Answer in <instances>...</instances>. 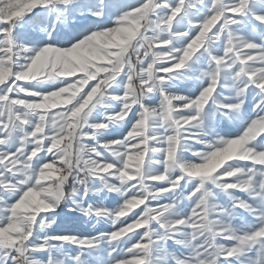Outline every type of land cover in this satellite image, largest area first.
Masks as SVG:
<instances>
[{
    "label": "snow or ice",
    "instance_id": "snow-or-ice-1",
    "mask_svg": "<svg viewBox=\"0 0 264 264\" xmlns=\"http://www.w3.org/2000/svg\"><path fill=\"white\" fill-rule=\"evenodd\" d=\"M77 2L0 0V264H58L52 253L64 246L78 250L72 264H85L104 245L107 264H158L169 241L187 253H169L173 264H264V36L257 43L237 27L264 26V0H138L111 24L53 41L55 23ZM88 14L100 21L104 9ZM42 15L55 18L40 29L49 40L30 44L22 30ZM181 78L198 81V93L171 92ZM44 83L59 86L40 90ZM229 86L235 96L221 99ZM249 90L259 99L244 130L206 140L207 106L243 119ZM112 102L118 108L109 111ZM125 124L121 138H104ZM188 142L204 146L194 162L183 158ZM95 182L122 203L85 206ZM183 202L190 207L181 211ZM62 203L112 230L37 242ZM237 209L253 218L246 229L225 222Z\"/></svg>",
    "mask_w": 264,
    "mask_h": 264
},
{
    "label": "rangeland",
    "instance_id": "rangeland-1",
    "mask_svg": "<svg viewBox=\"0 0 264 264\" xmlns=\"http://www.w3.org/2000/svg\"><path fill=\"white\" fill-rule=\"evenodd\" d=\"M135 3H138V0H103V4H101V0H78V2L75 5L71 6L67 10L66 17L59 22V23H64L68 21H71V22L74 21V27L78 30L72 37L71 36L68 37L66 41L71 40V38L76 36L78 33L84 31L85 28H92L93 26L99 23L111 24V21L115 18L116 15L126 10L131 5H134ZM254 3L259 4V0H254ZM100 7H103L104 9V16L102 20L97 21L95 17L88 14V9L91 8L93 10H97ZM258 10L264 11V8H260ZM42 11L43 10L41 9L36 10L37 13L42 12ZM33 15L35 16V13H33ZM54 19L55 18L53 16L42 15L38 18L37 21L42 20L43 22L50 21L51 23H53ZM254 26L257 29L256 31H253ZM215 27H219V24H217ZM215 27L212 29V31H215ZM237 27L239 28L240 33L242 35H244L245 37H248L249 39L255 40L257 43H259L261 37L264 36V26L257 24L254 20L250 22H245L241 25H238ZM22 31H24V29ZM189 75L191 76L193 74L190 73ZM170 85H171L170 87L171 92H174L177 94H183L185 96H192V95L197 94L199 91V87L201 86L199 85L198 81H194L192 79H184V78L177 79L174 82L170 83ZM58 86H59L58 83L56 84L52 83L51 85L46 87V90H51ZM85 90H87V87L85 88ZM109 91L112 94L119 93V92H113V90H109ZM220 91H222L221 99H223V97H234L235 96V90L232 89L230 86ZM258 99L259 97L255 96V92L252 90H249V93L246 95V98H245L244 118L239 119V120H232V121H230L227 116L221 115L211 105L207 106L206 110L209 114V119L205 121V132H206L205 139L206 140L213 139L215 137V133H220L221 135H226L229 137H235L239 135L244 130L247 119L250 116L254 115L252 108ZM158 100H159V96H156L153 100L146 101V102L158 103ZM103 112H104V109H100L94 115L99 117L100 115L103 114ZM128 127L129 126L127 124H125V126L114 127L112 128L110 133L109 132L105 133L104 138L105 139L121 138L127 132ZM261 139H264V137H262ZM203 147L204 146L202 144L188 142V148H190L191 151H185L183 153L184 160L194 162L196 160V157L192 156V152L200 151L203 149ZM155 159H159V157H155ZM242 163H246V162H242ZM154 167L157 168L158 170H162L160 169L159 165H154ZM175 174L176 173H174V175ZM92 190H93V194H91L89 199L85 202V206H87L88 203L94 204V205H103L102 203L105 200H109L111 203H113L112 204L113 206L109 205L106 207L115 208L118 203H122L121 197H119L115 193L109 194L105 190H102V185H100L98 182L93 183ZM236 195L243 199H248V196L245 193H236ZM217 199L221 205H224L226 207L231 206V200L223 193H219L218 190H217ZM162 202H166V201H162ZM157 204L158 202H153L152 206L155 207L157 206ZM70 206L71 204L66 205L62 203L55 210V213L49 214L50 216L55 217L56 222L52 225L53 227H60V228L72 227L71 234L84 235V236H89V235L95 236L101 232H109L112 230V224L110 221L101 219L98 222L94 218L92 221L86 222L85 217H83V215H81L80 213L69 212L68 208ZM188 207H190V205L187 202H183L179 206L181 211L186 210ZM142 209H143V206L134 208L129 213V216L122 218V220L131 222V217L136 215V213H140ZM225 222H230L234 228L243 230V229H246L251 223H253V218L247 212L237 209L233 212V216L231 220L225 221ZM136 231L142 232L143 230L140 229ZM45 233H46L45 229L38 230L35 233V238L37 242H39L40 240L44 238ZM131 235L135 236V233H131ZM178 239L183 240L185 239V237L179 236ZM132 242L134 241H130L128 244H123L122 247L131 246L130 244ZM219 242L229 243L223 240H220ZM106 249H107V245H104L102 246V249H98L95 252L86 253L85 254V264H107L108 257H107ZM77 251L78 250L75 249L74 247H67L58 252L54 251L52 255L56 260H59V261L63 260V262H65L66 264H72V261L69 260L68 257L75 256L77 254ZM169 253H176V254L183 253L185 255L187 254L186 249L173 243L172 241H169L166 249H160L157 252V255L162 257V259L158 261V264H173V261L171 260ZM40 258L43 260H47L48 254L47 253L40 254Z\"/></svg>",
    "mask_w": 264,
    "mask_h": 264
},
{
    "label": "bare ground",
    "instance_id": "bare-ground-1",
    "mask_svg": "<svg viewBox=\"0 0 264 264\" xmlns=\"http://www.w3.org/2000/svg\"><path fill=\"white\" fill-rule=\"evenodd\" d=\"M136 4V3H135ZM68 18V17H67ZM54 22V21H53ZM53 26V23H51L50 21H46L43 22L41 21H36L35 24H33L32 26H26L24 29V32L26 34V38L27 41L31 44L33 41H48L49 40V36H48V31H40L41 28L44 29H51V27ZM78 30L74 27V21H68V22H64V23H55V31L52 32V40L53 41H66V39L68 37H72ZM72 39V38H71ZM36 46H39V44H37ZM161 75H164L163 73H161ZM175 81V80H174ZM171 81L170 83L174 82ZM52 83H44L39 85V89L40 90H46V87H48L49 85H51ZM120 94V93H118ZM118 108V104L116 102H112L111 106L109 108V111H111L112 109ZM51 111H57V109H52ZM112 130V128L109 130ZM114 130V129H113ZM117 130V128H116ZM113 194V193H112ZM106 197V196H105ZM111 197V196H109ZM108 197V198H109ZM106 199V198H105ZM105 202V203H104ZM102 204L105 206H113L109 200H105ZM90 204V203H88ZM83 217H85V221L86 222H90L92 221L94 218H89L83 215ZM83 220V219H82ZM69 222V221H68ZM75 223V222H74ZM69 224V223H68ZM83 224V223H82ZM86 224V223H85ZM88 224V223H87ZM70 225V224H69ZM66 226V225H65ZM72 227H64V228H60V227H50L46 230L45 235H60V234H71V229ZM80 228V227H79ZM88 228V227H87ZM97 231V230H96ZM95 232V231H94ZM68 246H64L58 250L55 251H60L63 250L65 248H67ZM64 264H66L64 262Z\"/></svg>",
    "mask_w": 264,
    "mask_h": 264
},
{
    "label": "clouds",
    "instance_id": "clouds-1",
    "mask_svg": "<svg viewBox=\"0 0 264 264\" xmlns=\"http://www.w3.org/2000/svg\"><path fill=\"white\" fill-rule=\"evenodd\" d=\"M238 147H239L238 145H233L232 151L235 152L238 149ZM58 264H63V260L58 261Z\"/></svg>",
    "mask_w": 264,
    "mask_h": 264
}]
</instances>
